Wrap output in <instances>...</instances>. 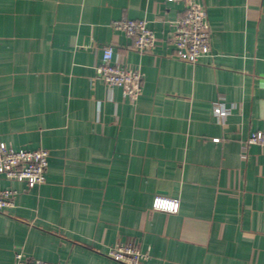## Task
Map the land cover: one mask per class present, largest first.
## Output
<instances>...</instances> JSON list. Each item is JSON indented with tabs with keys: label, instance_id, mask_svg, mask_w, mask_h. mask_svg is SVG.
Masks as SVG:
<instances>
[{
	"label": "crops",
	"instance_id": "1",
	"mask_svg": "<svg viewBox=\"0 0 264 264\" xmlns=\"http://www.w3.org/2000/svg\"><path fill=\"white\" fill-rule=\"evenodd\" d=\"M211 51L196 65L169 43L182 2L0 0V143L46 150L47 181L14 190L0 212V264H118L117 244L144 264H264V0H201ZM143 20L156 47L140 54L112 28ZM138 69L136 102L96 77L104 48ZM231 114L220 122L214 103ZM178 199L176 215L152 209Z\"/></svg>",
	"mask_w": 264,
	"mask_h": 264
},
{
	"label": "built area",
	"instance_id": "2",
	"mask_svg": "<svg viewBox=\"0 0 264 264\" xmlns=\"http://www.w3.org/2000/svg\"><path fill=\"white\" fill-rule=\"evenodd\" d=\"M169 3L182 2L184 15L173 23L174 31L170 34L169 43L174 47L175 57L196 65L201 58L211 51V31L208 16L201 0H166ZM112 28L124 33L133 41L134 49L140 54L150 53L156 47V38L148 23L143 20L122 19L113 22ZM114 48H104L103 57L95 68L96 77L107 87L120 90L124 99L136 102L143 90V76L138 69L130 66L113 64ZM214 114L224 122L231 114L222 102H215ZM264 147V132L253 133L243 146L242 155L247 157L248 147ZM50 154L46 150H15L0 143V175L5 178L25 183L29 189L41 186L47 181ZM17 192L5 190L0 192V212L14 206ZM178 199L157 195L152 201V209L158 212L176 215L180 212ZM108 257L118 264H144L148 254L133 245L117 244L110 248ZM15 264H54L42 260H31L22 253L15 255Z\"/></svg>",
	"mask_w": 264,
	"mask_h": 264
}]
</instances>
